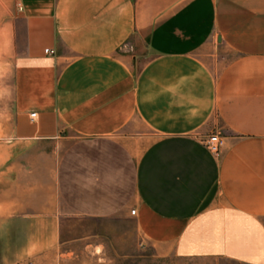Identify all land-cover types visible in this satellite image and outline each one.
Wrapping results in <instances>:
<instances>
[{"label":"crops","instance_id":"0c3cea01","mask_svg":"<svg viewBox=\"0 0 264 264\" xmlns=\"http://www.w3.org/2000/svg\"><path fill=\"white\" fill-rule=\"evenodd\" d=\"M73 216L264 264V0H0V264Z\"/></svg>","mask_w":264,"mask_h":264},{"label":"rangeland","instance_id":"374dc122","mask_svg":"<svg viewBox=\"0 0 264 264\" xmlns=\"http://www.w3.org/2000/svg\"><path fill=\"white\" fill-rule=\"evenodd\" d=\"M142 131L147 130L142 128ZM71 224L69 235L74 239L91 231H103L104 244L87 246L84 242H75L25 264H246L223 258H180L172 253L163 254L157 246L144 243L134 222L128 219L115 218L103 224L73 216Z\"/></svg>","mask_w":264,"mask_h":264},{"label":"built area","instance_id":"2783aa9c","mask_svg":"<svg viewBox=\"0 0 264 264\" xmlns=\"http://www.w3.org/2000/svg\"><path fill=\"white\" fill-rule=\"evenodd\" d=\"M47 52L50 50L47 49ZM36 114H33L34 117ZM206 145L207 147L215 154H220L223 149V142L221 139V134L218 132L212 133L207 139H206ZM132 214H136V209L131 210Z\"/></svg>","mask_w":264,"mask_h":264}]
</instances>
